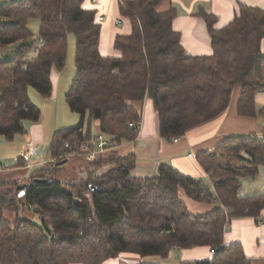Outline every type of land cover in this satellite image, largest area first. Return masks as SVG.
Returning <instances> with one entry per match:
<instances>
[{
  "label": "trees",
  "instance_id": "1",
  "mask_svg": "<svg viewBox=\"0 0 264 264\" xmlns=\"http://www.w3.org/2000/svg\"><path fill=\"white\" fill-rule=\"evenodd\" d=\"M86 1L0 4V48L22 44L15 58L0 56V135L6 139L13 141L23 133L26 121L40 120L42 111L29 90L35 88L44 98L52 96V72L65 68L72 34L76 74L65 99L80 121L54 133L52 158L65 151L66 142L90 140L92 122L97 120L100 131L117 145L136 140L138 133L130 123L141 120V113L132 102L146 97L154 102L159 133L166 139L186 135L224 115L237 86L239 113H264L254 101L264 91V9L241 3L236 17L222 27L217 15L201 10L212 53L190 55L173 27L174 7L158 11L161 0H122L121 13L131 20L132 32L116 38L120 57H104L102 26ZM32 19L40 20V46L37 56L27 60L35 46L29 44L34 37L29 29ZM134 157L113 151L110 159L115 165L108 172L71 190L37 175L29 177L22 196L20 181L0 189V264H104L122 253L166 258L172 247L202 246L214 253L206 264H252L242 244L225 245L224 235L234 218L264 216V192L240 195L242 179L256 178L264 168V137L232 138L199 154L213 188L168 165L154 177H133ZM20 160L15 167H0V173L26 167ZM57 164L55 169L66 163ZM36 178L47 181L35 183ZM5 185L9 184L0 188ZM181 190L197 202H220L226 210L193 214L180 197ZM26 206L41 217V224L23 217L10 221V213Z\"/></svg>",
  "mask_w": 264,
  "mask_h": 264
},
{
  "label": "crops",
  "instance_id": "2",
  "mask_svg": "<svg viewBox=\"0 0 264 264\" xmlns=\"http://www.w3.org/2000/svg\"><path fill=\"white\" fill-rule=\"evenodd\" d=\"M120 1H86V7L96 10L99 24L102 26L100 52L104 57H120L121 52L115 48L116 38L118 35L132 32V22L128 17L122 15ZM241 3L264 9V0H161L157 6V10L166 11L174 7L177 11V17L173 20V27L181 33V43L185 51L190 55H204L212 53V39L208 33L205 19L199 15L200 11L204 10L207 13L217 15L219 18L218 26L222 27L236 17ZM101 17L104 19L101 20ZM118 21H121V24H118ZM10 48L11 46L3 50L5 53L7 52L4 56L9 54ZM51 79L53 86L51 97L44 98L36 93L35 90H29L30 98L35 97L37 105L40 104L42 109L45 106L46 108L42 110V116L38 122L26 121L24 123V132L16 136L17 139L20 137L23 140L21 145L19 144L17 147L13 144L16 146L17 151H19L17 160H20L26 141L32 140L34 142L36 150L33 151L34 154L31 158L33 163L30 161L31 166H38L41 163L49 161L46 157L48 154L50 155V159L52 157L49 148L54 143L53 136L57 132V129L52 133L50 127L46 128L50 103L54 102L56 97L59 96L58 94L62 91L65 92L69 87V83L68 85L67 83L61 84V76L55 73V71L52 72ZM234 92L237 93L236 98L224 115L187 131L186 135H183L178 142H173L172 138L166 139L159 133V114L155 110V105L151 98L146 97L142 102H132L134 107L140 110L142 129L136 140L121 142L116 150L114 149L116 155L125 157L133 154L135 156L133 161L134 168L131 172V176L133 177H154L159 174L161 166L168 165L181 174L201 180L207 186L213 188V181L199 162L198 155L212 152L218 145L232 138L249 135L264 137V113L257 114L256 116L241 115L238 111L241 88L235 89ZM254 101H256L258 109L264 110V91L258 92ZM94 125L96 132L100 131L98 120L95 121ZM13 141L10 143H14ZM20 168L17 167V169ZM140 168L142 171L139 173ZM14 169L16 168H12L11 170ZM263 170L264 168H261L259 175L252 179L260 177ZM140 174H142L141 177H139ZM181 196L184 198L182 199L183 201L188 200L194 203V200L189 198L184 190H181ZM199 203L193 204L194 208L197 209L196 213L193 214L226 210L220 202L211 204ZM261 218H264V216H261ZM232 243L242 244L245 255L252 259V264H264V221L257 220L254 217L243 216L232 219L224 235V244L230 245ZM213 256L214 253L207 246L189 249H175L172 247L166 258L160 256L141 258L133 253H122L116 258L107 260L104 264H206L212 261Z\"/></svg>",
  "mask_w": 264,
  "mask_h": 264
},
{
  "label": "rangeland",
  "instance_id": "3",
  "mask_svg": "<svg viewBox=\"0 0 264 264\" xmlns=\"http://www.w3.org/2000/svg\"><path fill=\"white\" fill-rule=\"evenodd\" d=\"M0 1H1L0 4H7V3H11L16 0H0ZM2 24L3 22L0 21V27L2 26ZM39 25H40V20L38 19H32L29 22V29L34 34V37L29 41V44H35V46L26 55L27 60H31L35 58L38 54V50L40 46V43L38 42ZM68 39H69V49H68V57H67L66 66L62 71L55 70V73L61 76V80H62L61 84L67 83L68 85L69 83V87L65 92L62 91L60 94H58L59 96L56 97V100L54 102L50 103L51 105H50L49 115L46 121V128L48 129V127H50L51 129L50 131L52 133L56 129L58 132V130L64 129V127H68V128H71V126L74 127L80 121V115L71 110V108L69 107L65 99V96L70 90V87L73 83V80L76 74V65H75L76 38L72 34L69 36ZM21 45L22 44L11 46V48L9 49V54L7 56L6 55L3 56V59L11 60L15 58L16 54H18V51ZM2 49L3 48H1V50ZM239 87L240 86H237L236 89ZM30 89H33L36 91V93H38V91L35 88L31 87ZM236 94L237 93L234 92L230 106H232L236 98ZM31 98L33 102L37 105L36 98L35 97H31ZM41 102H43V100H41ZM37 106L41 109V111L46 108L45 106L42 109V106L40 104H38ZM94 123L95 121L92 122V125H91L92 133L96 132ZM10 142L11 141L6 139L3 135H0V163L3 165V167H15L22 161V160L20 161L17 160L19 157L18 156L19 151H17L16 146L18 147L19 144L21 145L23 140L20 137H18V139L17 138L14 139L13 141L14 143H10ZM13 144H15L16 146ZM113 151H108L104 153L103 156L100 157L99 160L98 159L96 160L87 159L86 160L85 157H74V158H71L70 161L68 160L65 165H62L60 168L58 167L56 169L54 168L55 163L47 162V163H44L38 166L26 167V168L23 165V166H20L21 167L20 169L16 168L11 171H5L3 173H0L1 174L0 184L5 183L9 185H5L3 188H0V189L7 190L8 188H5V187L13 186L14 182L18 183L20 181V184L29 183L30 182L29 177L31 175L32 176L37 175L40 177H44L45 179L60 181L68 189L69 187L71 188V186H78L83 181L85 182L87 180L88 181L95 180L99 176L108 172L110 168H112L115 165V163H113L110 159ZM46 157L50 161V158H49L50 155L48 154ZM32 161L33 160H31V162ZM143 168L145 171H147L145 167ZM141 171L142 170L140 168L139 173ZM141 176L142 174H140L139 177ZM242 182L244 183V186L241 188V191H240L241 197L263 192L264 191V170H263L262 175L258 177L257 179L244 178L242 179ZM26 189L27 188H25V190ZM84 192H87V191L85 190ZM181 198L184 199L183 196H181ZM184 201L186 202L188 200H184ZM193 202L194 203H192V201H188L186 203L188 204L190 211L192 213H196L197 209L194 208L193 204H200V203L195 200ZM9 212L11 211H7V213ZM13 213H10L13 216L8 215V218L10 219V221H12L13 218L23 217V218L33 220L37 224H41V217L38 214L34 213V210L30 206L21 208L19 213L17 211H13Z\"/></svg>",
  "mask_w": 264,
  "mask_h": 264
},
{
  "label": "built area",
  "instance_id": "4",
  "mask_svg": "<svg viewBox=\"0 0 264 264\" xmlns=\"http://www.w3.org/2000/svg\"><path fill=\"white\" fill-rule=\"evenodd\" d=\"M120 2H122V0ZM100 19L103 20L104 18L101 17ZM117 23L121 24V21H118ZM3 50L4 48L2 50L0 48V56L7 53V52L5 53ZM130 127H132L134 131L138 133L139 135L142 129V120H139L138 122L130 123ZM181 137L182 136L173 137L172 141L178 142L181 139ZM117 147L118 145L115 143L112 136L104 132L98 131L95 134H93L90 140L83 142L81 144L72 145L70 142H66L65 151L58 158L51 157L50 161H46L44 163H47V162H51V163L58 162L59 163L62 160L71 159L74 157H85L86 160L87 159L95 160L98 156L108 151H113L114 149L116 150ZM35 150H36V146L34 142L32 140H27L25 143L24 150L22 152V156H21V159H23L24 162L26 163V167H33L31 166L30 161L34 154L33 151ZM44 163H41V164H44ZM0 167H2L1 164H0ZM259 220L264 221V218H259ZM93 221L94 219L91 217L90 222H93ZM229 222H230V219H227V223ZM227 227H228V224H227ZM174 248L176 249L178 247H174ZM213 251H215V249H213Z\"/></svg>",
  "mask_w": 264,
  "mask_h": 264
},
{
  "label": "water",
  "instance_id": "5",
  "mask_svg": "<svg viewBox=\"0 0 264 264\" xmlns=\"http://www.w3.org/2000/svg\"><path fill=\"white\" fill-rule=\"evenodd\" d=\"M67 162V160H62L60 161L57 165H62V164H65ZM35 183H38V182H46L47 180L45 179H39V178H36V179H33ZM29 187V184H22V185H19L18 188L19 190H22L21 192V196L25 194V188H28Z\"/></svg>",
  "mask_w": 264,
  "mask_h": 264
}]
</instances>
